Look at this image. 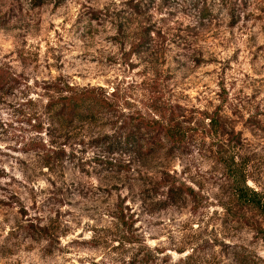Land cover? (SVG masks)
I'll return each instance as SVG.
<instances>
[{
    "label": "rangeland",
    "instance_id": "374dc122",
    "mask_svg": "<svg viewBox=\"0 0 264 264\" xmlns=\"http://www.w3.org/2000/svg\"><path fill=\"white\" fill-rule=\"evenodd\" d=\"M150 1L0 0V264H238L221 241L264 264L249 228L224 224L219 158L264 185V0ZM65 82L106 90L114 113L52 136ZM122 112L178 117L186 147L101 156ZM171 180L194 195L160 208Z\"/></svg>",
    "mask_w": 264,
    "mask_h": 264
},
{
    "label": "trees",
    "instance_id": "16d2710c",
    "mask_svg": "<svg viewBox=\"0 0 264 264\" xmlns=\"http://www.w3.org/2000/svg\"><path fill=\"white\" fill-rule=\"evenodd\" d=\"M31 1L35 6L47 2V0ZM154 2L151 0L150 6ZM137 6L138 3L134 7L137 8ZM11 78V73L0 67V93L11 83ZM53 92L55 97L49 100L46 111L48 126L58 127L53 131L52 136L58 130L65 132L73 130L77 124L96 123L102 116L115 111L110 94L99 86L75 87L65 82L61 83L59 87H54ZM122 115L119 117L120 123H118L119 134H112L103 138L102 143L105 148L101 156L105 157L104 154H107V157L119 155L122 157V162L130 163L129 159L133 157H144L158 152L174 154L186 147L188 134L183 126V121L178 120V117L169 114L161 115L160 113H154L150 117L143 116L141 113L134 116L122 112ZM206 118L209 120V125L213 123L211 116H206ZM42 130V127L36 128L37 132H43ZM59 136L63 137L64 134L61 133ZM55 143L50 139L49 144ZM61 144L66 145V143ZM219 158L224 170L223 176L227 192L226 201L221 204L226 216L224 224L236 225L238 228L247 227L254 237L264 244V185L260 189L248 185L245 168L235 161L234 157H226L225 154H222ZM112 160L120 163L121 159L112 157ZM160 180H164V177L160 176ZM160 188H162V192L158 193L160 195L159 202L162 203L160 208L179 202L187 195H194V191L180 181H163L157 190ZM120 209L123 212L126 207ZM132 215L133 212L128 216ZM116 216L119 224L126 223L124 218L127 217V213ZM129 242L134 241L130 240ZM219 244L234 262L257 264L258 256L248 246L238 243H225L224 241ZM141 256L143 258L144 254ZM190 257V254L185 255L183 258H179L176 264L187 261ZM143 259L142 264H148V260ZM141 260L138 263L130 264H140Z\"/></svg>",
    "mask_w": 264,
    "mask_h": 264
}]
</instances>
